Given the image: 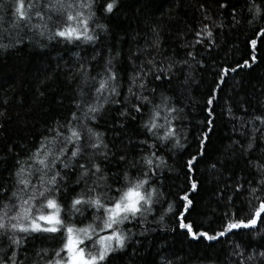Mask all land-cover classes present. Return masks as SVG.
Instances as JSON below:
<instances>
[{"label": "snow or ice", "instance_id": "6c2138e0", "mask_svg": "<svg viewBox=\"0 0 264 264\" xmlns=\"http://www.w3.org/2000/svg\"><path fill=\"white\" fill-rule=\"evenodd\" d=\"M229 3L230 0H218L217 6L224 9ZM118 5L119 0H0V50L21 44L25 37L35 40L41 48L46 46L44 41L65 47L95 46L99 41L96 30L107 32L98 13L112 14ZM144 5L145 10L152 7L148 0ZM246 7L250 17L246 23L254 25L247 43L255 50L257 37L264 43V0H248ZM200 10L202 20L193 39L195 44L211 48L215 46L213 29L222 25L203 4ZM229 15L236 21V5H232ZM151 32V39L146 38L143 46L138 45L126 57L130 70L124 74L121 52L112 49L101 55L93 47L90 58L73 53L76 58L72 63L61 59L57 64L55 71L74 85L71 107L68 115L53 121L47 134H41L26 157L14 161L8 180L0 182V264H109L110 258L124 251L133 238L128 224H138L143 235L148 231L144 225L149 216L163 228L169 214L171 231H182L193 240L230 244L228 264H264V244L254 248L233 239L264 231V110L249 112L243 103L226 108L227 115L236 121L234 130L244 139L232 140L229 148L235 146L234 151L225 153L229 158L238 153L244 166L241 174L228 178L225 187L237 198L243 197V202L237 207L232 196H227L229 209L234 210L223 213L218 228L204 229L188 217L196 212L189 193L198 191L199 181L193 173L206 155L208 132L200 134L195 154L189 153L185 161L186 183L176 200L161 190L163 180L159 177L163 169L172 171L163 153L184 150L187 137L175 123L184 119V108L175 97L158 92L155 82L170 81L175 76L174 69L189 65V61L171 56L161 59L157 27L153 26ZM5 33L8 43L4 42ZM188 47L194 48V44ZM187 56L196 61L192 50ZM251 59L255 61L257 57L253 55ZM240 66L238 63L236 67ZM243 66H250L249 60L245 59ZM236 67L219 68L205 101L208 117L214 118L220 85ZM117 105H122L116 108L119 128L138 120L142 130V138L135 141L140 154L134 159L127 151H120L119 145L110 144L98 127L108 111L106 106ZM234 107L243 114L236 115ZM213 123L214 119L206 118V126ZM114 160L118 167L112 172ZM209 167L219 175L226 165L218 160ZM70 183L80 186L79 190L72 188V194L61 200V194L69 192ZM214 191L219 194L223 190ZM89 210L90 217H85ZM77 215L84 217L79 226L73 222ZM57 234L58 247L51 250L50 257L48 248L35 250L33 256L23 247L29 238L48 239ZM165 264L172 261L166 260Z\"/></svg>", "mask_w": 264, "mask_h": 264}, {"label": "trees", "instance_id": "16d2710c", "mask_svg": "<svg viewBox=\"0 0 264 264\" xmlns=\"http://www.w3.org/2000/svg\"><path fill=\"white\" fill-rule=\"evenodd\" d=\"M256 2L261 3V0ZM148 3L152 7L145 10L144 0H119L118 10L114 13H98L100 23L107 25V32L96 30L99 41L95 46L65 47L63 44L44 41L46 46L41 48L35 40L30 41L25 37L21 44L0 50V182L8 180L14 161L26 157L29 150L38 143L41 134H47L53 121L62 119L69 113L74 85L63 74L55 71L61 59L72 63L76 58L73 53L90 58L94 54L93 47L101 55H106L108 49L118 50L121 52L124 74L130 70L126 57L138 45L143 46L146 38L151 39V28L155 26L161 41L160 58L171 56L177 60L189 61V65H178L174 69L175 76L170 81L155 82L159 86L158 92L164 91L175 97L184 108L181 113L184 119L175 123L177 130L182 129L183 135L187 137L184 150L163 153L172 171L163 169L159 177L163 180L161 190L167 197L176 200L178 191L186 183L185 161L189 153L195 154L200 134L208 132L206 155L195 166L193 173L194 178L199 181L198 191L189 193L190 198H194L196 212L188 219L195 220L204 229H215L218 228L223 213L234 210L229 209L227 196H232L237 207L243 202V197L237 198V194L225 187L228 178L233 174H241L244 166L238 153L231 158L225 153V150L234 151L235 146L229 148L232 140L244 139L234 130L236 121L227 115L226 108L243 103L249 112L264 110V43L257 37L258 46L255 50L247 43L254 27L246 23V19L250 18L246 7L248 0H230L228 8L224 9L217 6L218 0H148ZM201 4L222 25L213 29L215 46L211 48L206 44H195L193 39L194 30H198L202 20ZM233 4L236 5L238 23L229 15ZM156 6H159V11ZM4 42L8 43L6 33ZM189 43L194 44V48L190 49ZM189 50L193 51L196 61L201 63H196L187 56ZM253 55L257 57L255 61L251 59ZM245 59L249 60L250 66H243ZM238 63L240 67H236ZM221 66L236 67V71L224 78L214 118L208 117L205 101ZM225 101L228 102L227 105ZM106 107L108 111L99 122V130L105 132V138L110 144L119 145L120 151H127L129 158L134 159L140 154L135 141L142 138L138 120L128 121L125 128L121 129L116 123L120 119L116 108L122 105ZM233 111L238 116L243 114L235 107ZM206 118L214 119V123L206 126ZM128 140L133 143L127 144ZM218 160H223L226 165L219 175L209 167ZM117 167L114 160L111 171H117ZM71 179H75L74 174ZM79 187L70 183L69 192L62 193L60 199L70 196L72 188L79 190ZM217 188L223 191L217 194L214 191ZM156 207L158 209L160 206ZM170 216L171 214L166 216L163 228L149 216L144 225L148 231L143 235L140 234L142 229L138 224H128L127 227L134 233L133 238L124 251L117 252L110 258L109 264H165L166 260H171L172 264H228L230 244L193 240L182 231H171ZM85 217H90V210L85 212ZM82 219L84 217L77 215L73 222L79 225ZM59 239V234L48 239L29 238L23 247L33 256L35 250L48 248L50 257L51 250L58 247ZM233 239L256 248L264 244V231L260 235L244 234Z\"/></svg>", "mask_w": 264, "mask_h": 264}, {"label": "rangeland", "instance_id": "374dc122", "mask_svg": "<svg viewBox=\"0 0 264 264\" xmlns=\"http://www.w3.org/2000/svg\"><path fill=\"white\" fill-rule=\"evenodd\" d=\"M77 226H79V225L77 224Z\"/></svg>", "mask_w": 264, "mask_h": 264}]
</instances>
